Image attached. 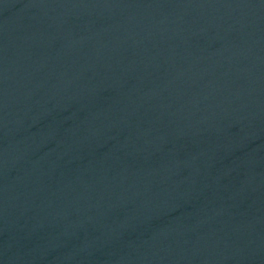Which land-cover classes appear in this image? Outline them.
Instances as JSON below:
<instances>
[{
  "label": "water",
  "instance_id": "1",
  "mask_svg": "<svg viewBox=\"0 0 264 264\" xmlns=\"http://www.w3.org/2000/svg\"><path fill=\"white\" fill-rule=\"evenodd\" d=\"M0 264H264V0H0Z\"/></svg>",
  "mask_w": 264,
  "mask_h": 264
}]
</instances>
